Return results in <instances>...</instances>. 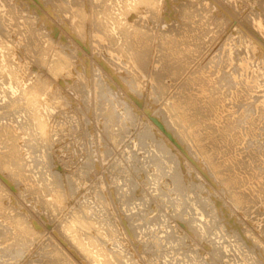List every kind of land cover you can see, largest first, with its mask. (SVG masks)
<instances>
[{
    "label": "rangeland",
    "instance_id": "1",
    "mask_svg": "<svg viewBox=\"0 0 264 264\" xmlns=\"http://www.w3.org/2000/svg\"><path fill=\"white\" fill-rule=\"evenodd\" d=\"M1 1L4 3V1H6V0H0V2ZM23 1H24V3H22ZM41 1L42 0L38 1L39 4L36 1L34 3V0H26L27 3L25 2V0H17V1L16 0H12V1L8 0V1H6L7 3L6 2L4 3V5L2 4V2L0 3V12L2 11L1 13H3V11H4L5 15H4V13H3V15L7 17V18H5L0 13V16L2 18L4 17V19H2L4 23L3 22L2 23L4 26H6L7 30L10 29L9 33L11 32L10 33L11 39L13 38L12 39L13 43H11V47H12V52L16 58L15 61H17V59H18V62H19V58H20L21 62H19V63H20V65L22 64L21 68L23 69V72H24V69H26V71L28 69H30L29 70L30 72L27 71V73H25L27 75L24 74L25 77L26 76L28 77V75H29L28 73H30V74L32 73L33 74V76L31 75L32 77H34L35 74L39 73L42 75V78L45 81H47L49 84L47 86L48 88L46 89L47 93L45 92L46 95L44 94L45 99H46V101H45V104H46L45 108L46 109H45V111H43L44 107H40L41 109H43V110H41V109L40 110H41V112H45V113L47 112L48 113L47 119L50 118V119H48L49 120L48 122L50 123V121H51V123H52V125H51V123H50V125H51L52 131L53 130L54 131L52 134L50 133V136H51L50 142H52L53 144L55 143V145L50 143L48 145V149L50 148L53 152H51V150L48 151L47 149L44 150L43 148H45V147L42 146V149L40 147L39 150H35V151L32 150L33 152L31 151L32 153L30 154L31 156H29V157H28V155H22L20 157L21 163L26 164V166L24 165L26 167V168L24 167V170H23L24 173L23 172L22 173L24 175H27V177H30L31 179H32V177H34V178L40 177L41 173H42L41 171H43L42 165L40 164V161H41V159L44 160L42 158L41 154H42L43 150L45 151V153L49 152L48 154H51V156L53 155L52 156L53 159L50 163L52 166V169L54 171L59 172L60 174L66 172L70 181L72 183L74 182L76 184L77 191H78V192H76V196H77V194H78V196H80V197L77 196L78 199L81 198L80 199L81 201H85V199L88 197V199L86 201L89 202V204L91 203L93 206H95V207L92 206L94 208V209H92L93 212H91L92 210L90 211V209H89V211L91 213H93V214H91L92 215L91 219L93 222L94 230L96 231V233H100L101 237L105 240V242H104L105 244L102 243V245H99L100 247H102L101 248L102 250L100 251L102 253V256L97 250H96V252L94 250V249L99 250V246L96 245L93 247L92 246L88 247V245H87L88 240L86 237H85L86 238V240H85L84 232H83V236H82V231H79L77 236H81V237H77L76 236V233H77L76 230H74V231L68 230L70 235L75 234L74 236L77 237L76 238L72 235V237L76 238L75 241L81 240L82 243L84 242V246H83L84 248L87 247L86 249L88 250L91 247V249L94 250V252L92 250L93 253L91 252V254H89L91 256L88 255V259H96V257L102 258V257H104L105 254H106L105 256H107V253L109 254L108 257H110V255H111L110 251H115V252L121 253L125 256V258H124L125 264L128 262L126 260L130 257V254H131V250L129 248L133 245H134L133 248H135L136 243L131 242L133 245L130 246L129 243H127V241L123 238V236L118 235V232L120 231L118 228L119 227L118 225L120 224V220H121L120 217L122 218L124 216L123 219H125V222L128 225L130 224L129 225L130 228H133V230L132 229L131 230L134 231L133 234H134L137 242H140L142 240L144 243L150 242V244L152 243L154 245V243L157 241V238H158V240L159 239L162 240V241L159 240L160 245H161V243H163L161 245L162 248L159 247L160 248L159 250L162 251L164 248V250H163L164 252L163 251L162 252L157 251V253H155V256H154V254L153 255L151 254V256H154V258H152L150 256V254L143 255V258H141V259L144 262V264L149 263L148 259H150L149 264H156V263L157 264H168V263L169 264H187L186 260L189 258V256L191 257V255L194 254L193 252L196 251V247L193 245L191 240L187 239L186 235L184 234L185 232L183 233L182 228L178 224L174 223L175 220L173 218H169L174 213V210H173L174 206H173L172 201L177 199L179 197V195L177 193H175L174 191H172L173 188H170L171 189L170 190L169 187H166L169 189V190H167L162 184L163 180L162 179L159 180L160 178H158L157 177L158 175L156 174V173L159 174L161 171L162 172L163 171H167V172L170 171L169 167H166L169 165V164L167 165V161H166L168 155L163 154L164 152L161 151V149L159 148V146L161 144V142H160L161 139L158 137V135L154 136L156 138L151 137L152 141L155 143L153 145H151L153 142L151 140L150 141L148 140L151 138H145L146 140L144 139V141L146 142L144 144V146L148 145V143L150 142L148 147L146 146V148H145L143 146L145 148V150L142 147V145H143L142 142L140 144H138L139 141H138V143H136L135 140L134 141L132 140V135H133V132L136 131L135 132L136 135L134 134V136H133V138L135 139L136 136L141 134L143 130H144V132L147 131L145 129H148V132L149 131L154 132V127L152 128V126H151V129L149 128L150 127L149 126L150 121L147 119V114L148 115L151 114L152 116H154L153 110L155 112L158 110V112H156V113H159L161 110L162 113L165 112L164 116H167V115L169 116L170 112H172V111H170L172 107H176L178 109V113L180 111H183V109H182L183 105L178 104L181 108L179 106H177L176 103L178 101H176V100H179V103H180L182 101H185L186 99H187L186 102H191L190 100H192V99L194 100L195 98H199V99L202 98V99H200V100H202V101H200L202 104L200 103V105H199L201 107V111H202V108L210 107L209 105L213 102V104H211V106L212 105L213 106L210 107L208 109V111L206 112L207 113L206 118H208L209 121H212L213 118H215L216 120H214V122L216 121V123L218 122L217 124H220V125H222L223 121L226 120V121H224V124L225 125L228 124V133L231 135H233L232 132H234L236 128H237L236 131L239 133L240 132V131H238L239 127L241 130L240 133L244 134L245 131H247L246 125H248L246 122H244V121H246L244 117L246 116L247 111L248 110L250 111V109H252L251 111H254L255 109L259 110V111L255 110L254 112L250 111V113L248 111V113H249V115L251 113L254 114V115L251 114L252 116H250V117H255V114L257 117L259 116L260 118L262 116L260 121H258L260 118L256 121V124H257L256 126L258 127L260 125L258 128L261 127L260 129H262V132H261V130L259 132V134L261 133L260 136L262 135V138L259 136H258L259 138L257 137L258 139L255 138L257 140H255L253 138L252 139L254 142L253 145H252L253 142L251 141V139L249 137L247 140V136H246V139L242 138L244 140H241V141L245 144L249 143L250 147L254 146L252 148V150L254 148L256 150L259 149V151H260V149L261 150L264 149V147H263L264 142H262V141H264V138H263L264 137L263 136V134H264V122L260 123L261 121H264V117L262 115L263 114L262 112H264V111L261 112V110H260V109L264 110V107H263L264 105H262V103L264 104V35H263L264 29H260L259 27H257L255 25V23L260 21V20L263 21V23L262 22L261 23L264 24V0H155V1L152 0V2L154 1V4L153 3L150 4L152 7H150V5H147V6L142 5V4L138 5L137 11L136 10L132 11V13L128 16L127 15L126 16H120V14H121V12L123 13L125 11V10H123V8L125 7L124 5L130 4V2L132 3V0H101V4H100V0H62L61 2L64 3V5L61 4V2L59 0H49V1L46 0V2H44L45 1L44 0L43 3ZM8 2H10V3H8ZM16 2H18V3L16 4ZM57 2L60 3L61 5L58 4ZM6 4H7L8 8H7ZM97 4H98V6H97ZM9 5H10V7H9ZM35 5H37V7ZM104 5H105V8L107 10L103 11ZM11 6L13 8H11ZM48 8H49V11H48ZM59 8H60V11H59ZM68 8H70V10ZM23 9H24L25 13L23 12ZM43 9H45V10H43ZM117 9H119V10H117ZM134 9H136V8L134 7L131 10H134ZM63 10H64V13H63ZM66 10H67V12H65ZM73 10L75 12H73ZM82 10H83V12H82ZM90 10L96 11V12H94V15H92V17H90L91 16ZM100 10L105 12V13L107 11H109V13L106 15L107 17H105L104 15H101L99 13L97 14V12ZM16 12H18V13H16ZM21 12H23V13L21 14ZM182 12H184V13L182 14ZM46 13H48V14H46ZM79 13H80V15H79ZM111 13H112V15H113V13L115 14L114 18H116L117 15L120 18L124 17L125 19H122L123 20L122 23H124L125 26H124V24L123 25L120 24L119 28H117L116 30H114V29L112 30L111 28L115 25L114 24L115 21H114V19L109 18V17H111L110 16ZM20 14H21V16L25 15L24 16L25 18H23V16L22 17L20 16L17 19V17ZM50 14H53V15H50ZM74 14L77 15V18L75 17L76 15H74ZM82 14H83V17L85 15V17L83 19H82ZM89 14H90V16H89ZM185 14L188 17H185L186 16ZM9 15H11V16H9ZM41 15H42V17H41ZM27 17H28V20L30 18L29 21L27 20ZM34 17H36V18H34ZM40 18H41V21H40ZM90 18H91V21H90L91 24L89 23ZM7 19H8V23H10L8 26H7L8 23L5 24V22H7ZM33 20L35 21L34 23H32ZM111 20H113L114 22ZM79 21H80V26L76 25L77 23H79ZM12 22H14V23L12 24ZM17 22H18L19 27H18V25H16ZM28 22H29V24H28ZM75 22H77V23H75ZM81 22H82V24H81ZM92 22H94L95 24ZM104 24H106V25H104ZM142 24H143V26H142ZM26 25H28V26H26ZM29 25H32L33 27L32 26L31 27L33 29L31 27H29ZM81 25H83L84 28ZM76 26H79V28H77ZM96 26H98V27H96ZM134 26H135V28H134ZM171 26H173V28H170L173 30V32L170 30L171 32L170 31L169 32L171 34L170 33L167 34V32L165 30H167ZM7 27H9V28H7ZM25 27H26V33H25ZM27 27L29 29H31V31L29 29H27ZM86 28H87V30H86ZM133 28L136 29V31L140 30L141 32L138 31L136 34V31ZM137 28H138V30H137ZM20 29L23 30L24 32L21 31ZM78 29L81 31V33ZM132 29L135 31V34H134V31ZM27 30H29L30 32ZM32 30L36 31L33 34L36 42L35 41L32 42V40H31V39L34 40V38H32L33 37L32 34H31L33 32ZM39 30H40V33H39ZM129 30H130V32H129ZM75 31H78L79 33L76 34ZM142 31H144V32H142ZM183 31H185V32H183ZM47 32H49V33H47ZM51 32H52V34H51ZM163 32H165V33H163ZM36 33L38 34L39 39H37L38 37H37ZM127 33H128V35H127ZM195 33H197V34H195ZM12 34H14V35H12ZM129 34H131V35H129ZM179 34H180V36H179ZM192 34H193V36H192ZM109 35H110V37H108ZM132 35H134V36H132ZM135 35H137V36L139 35L141 41L138 40L139 36L138 37L136 36L137 37V40H136ZM142 35L143 36L146 35V36H144L145 38ZM115 37L118 38V40H116ZM181 37H182V39H181ZM40 38L42 40H40ZM134 38H135V43H134L135 47L131 43V42H133ZM160 38H161V40H159ZM121 39L122 40L125 39L124 42ZM136 41H139V42L137 43ZM27 42H29V43H27ZM167 42L168 43L171 42V43H169L167 45ZM32 43H34V46L32 45ZM36 43L39 46L38 45L35 46ZM123 43H125V44H123ZM128 43H130L131 45ZM27 44L32 45L31 48H30V46H27ZM59 44H60V46L61 45L63 46L64 50H65V48L68 49V47H69V49H73V50L77 49V50H75L76 52H74L76 54V56H75V54L73 56L74 61L71 60V62L72 63L74 62V64H72L70 62V65H68V68L69 67L70 68L65 69V71H67V72L64 71L61 78L56 77L53 73L48 71L47 70L48 68L44 67V65L42 66V64L40 62L41 60H44V59H49V60L52 59L53 60L54 58H56L55 53H56L57 46H59ZM163 44H166V45H163ZM182 44H184V45H182ZM128 45H130V46H128ZM118 47H119V49H118ZM127 47H128V49H127ZM185 47H187V48H185ZM196 48H197V50H196ZM69 49H68V51H69ZM169 49H171V50H169ZM170 51L172 53H174V52L175 53L172 55ZM42 52H45V55H44V53L42 54ZM127 53L129 54V56H127L128 55ZM41 54L43 55V57H41L42 56ZM138 54H140V55H138ZM40 57L42 58L41 60H40ZM37 58H39V59H37ZM197 58H198V61H196ZM138 60H140V62ZM133 61L135 62V64H133L134 63ZM39 62H40V64H39ZM168 62H170V63H168ZM139 63H141V64H139ZM142 63H143V65H142ZM168 64H169V66H168ZM27 66H28V69H27ZM136 66H138V67H136ZM139 66H140V68H139ZM158 68H159V70H158ZM163 69H164V71H163ZM136 70L139 72V74ZM133 72L134 73L136 72V74L138 75L137 78L139 77L138 80H139L140 86H139V89H137V90H138V93L140 95L137 93V94H135L136 96L138 95L137 97L134 95L130 98V100H131L130 104L132 101L135 104H133V102L131 104L133 108H132L131 114L130 115L128 114L129 117L126 114L127 118L124 119L123 117H126V116H124L125 114L124 113L122 115H121V113L119 114L120 115V116H118V119L120 117L119 123H116V125H119V126H116V125L112 126L113 124L111 125L110 122H108V125L110 124V126L114 127V130H112V128L109 126L110 128L108 127V130L112 133V135L116 136V138H115V136H113L114 137L113 141L112 140L108 141L104 137V134H105L104 132H106V131H104V129L106 127L105 128L103 127L104 125L107 124L106 123L107 120H105L106 117H104L105 116L104 113H105V111H107L106 109H108V107H109L108 104L111 103V97L108 96L109 92L107 93V91L112 90V88L114 86V87H116L115 90L117 89L115 91V94H117L118 96L121 95V96H119L120 97L119 99H123L122 97L126 96L125 95L126 93L128 94V92H127L128 89H126V87H124L125 83L123 84L122 82L124 81L128 84L127 81H129L130 78L132 79L133 76L134 77L136 76V74L134 75ZM141 74H142V76H141ZM176 74H178V75H176ZM129 75H130V78H129ZM153 76L155 79L156 78L162 79L161 84L165 86V89H166L165 91L163 89H161L156 82L151 81V78ZM174 76H175V78H174ZM176 76H178V77H176ZM48 77L49 78L51 77V78L49 79ZM52 77L56 78L57 80L52 78ZM119 78L121 80L120 81L121 84H119L117 82V79H119ZM82 79H83V81H82ZM242 81H243V84L246 82V84L244 86L249 85V87H252L250 90L247 86V88H248L247 90L250 94L251 93L253 94V95L251 94L253 97L249 96V98L251 97L250 100L248 98H242V100H241L244 103L247 100V102H248V103L246 102L247 105H246V103H245V105L243 104V102L241 103L239 101L241 98H236L237 97L236 93H234L235 88L237 86H239L240 85L239 83ZM236 84H237V86H236ZM167 85H168V87H166ZM107 87L110 88V90L107 89ZM121 88H125V89H121ZM104 89H105V91H104ZM199 89H202V91H200ZM245 89H246V87H245ZM121 90H122V92H121ZM123 90H125L126 92ZM214 90H217V91H214ZM155 91L156 92L157 91L162 92L163 95H161V93H160V95H158L159 93L157 92L158 93L157 94V93H155ZM214 92H216V93H214ZM105 93H107V94H105ZM118 93H120V94H118ZM195 93H196V95H195ZM197 93H198V95H197ZM222 94H224V95H222ZM169 95L172 97L171 99L167 98V97H170ZM173 95H174V97H173ZM163 96L165 99L163 98ZM190 96L192 97V99ZM222 96L225 98H222ZM135 98H137V99H135ZM235 98H236V100H235ZM124 99H125V97H124ZM251 99H252V102H251ZM207 100H208V102L210 100V102H209L210 104L207 102ZM211 100H212V102H211ZM173 101L175 103H173ZM222 101L224 102V104ZM238 102H240L243 105V107ZM257 103H258V105H257V107H255ZM260 103H261V106L259 105ZM170 104H172L173 106L171 105L169 107ZM166 105H168V106H166ZM249 105H250V107H249ZM149 106H150V108H149ZM136 107H137V110L135 109ZM245 107L246 108L248 107L247 108L248 110L246 109V111L244 112L245 116H242L244 114L243 110H245L244 109ZM251 107H253V108H251ZM151 108H152V110H151ZM109 109L112 110L111 108H109ZM168 109H169V112L167 114L166 112L168 111ZM215 109L218 111H216ZM231 111L235 112L236 117H235L234 113L231 114L232 113ZM155 112H154V114H155ZM240 113H242V115ZM258 113H259V115H258ZM132 114H134V115H133V118L130 120L129 118H131ZM172 114H174V113H172ZM226 114H227V119L225 118ZM228 114H229V117H228ZM260 114H261V116H260ZM15 115H17V117H16L17 121L20 120L18 118V114H15ZM15 115L11 116V117L15 119ZM223 115H224V117H223ZM232 115H233V117H232ZM237 115H239V116L237 117ZM249 115H247V116H249ZM240 117H241V119H243V121L239 120ZM206 118H203V119H206ZM232 118H234V120ZM127 119L129 121L126 124ZM120 120H121V122H120ZM177 120L178 119L174 116H173V118H168L167 126H169V125H171V126L165 128V125H163V127L167 130L169 129V131H170V129L172 131L174 129L175 136L176 137L178 136L177 138L179 140L181 139L183 141V142L181 141L183 143V146H186L187 149L188 148L190 150L192 149L190 151V155H191L192 159L196 162L200 161L202 166L205 165L206 167L203 166V168L204 167L206 168V169L204 168V171L206 170L205 172L207 173V174H205V172L203 171V174L201 175V174H198L196 172L189 170L190 174L188 175V179L185 182H189V183H190V181L194 182L195 179H198L199 176L201 175L200 177H203V178H200L203 181V182L201 181V183H204V181L207 180L204 178H206V176L208 175L210 178L207 177L208 178L207 181L209 183L211 182L212 184L214 182V184H215L216 180H214L215 179L214 178L215 175L213 173L214 170L211 168L213 166V165L211 166L212 160L210 162L209 159L207 160L205 158H202L201 155H200L201 158L198 156L199 151L197 148H195V147H197L195 145L196 141H195V144L193 143L194 136L190 132L191 135L193 136V138H192V136L190 137L188 134L189 132L187 131V129L189 127L181 124L184 126V130H182L181 125H180V123H178ZM190 120L192 121L194 119H190ZM4 121H6V119H4ZM103 121H104V123H103ZM122 121L125 124L122 123ZM194 121H196V120H194ZM227 121H228V123H227ZM230 121L233 122L234 125H233V123H229ZM234 121H236L237 123H238V121H239V123L242 122L243 127L240 126V124L235 125L236 122H234ZM120 123H122V124H120ZM142 123H144L145 126ZM231 124L233 126L230 127ZM121 125H123V126H121ZM134 126L136 127V130H135ZM177 126H178V128H177ZM234 126H237V127H234ZM244 126H245V128H244ZM118 127L120 128L119 130H118ZM137 127L139 128V130ZM186 127H187V129H185ZM229 127L231 128L230 131H229ZM232 127H234L235 129H232ZM244 129H245V131H244ZM120 130H122V131H120ZM137 130L139 131V133ZM231 130H234V131H231ZM101 131H102V133H100ZM118 131H120V132H118ZM190 131H191V129H190ZM243 131H244V133H243ZM121 132L123 133V136H122ZM234 134H235V132H234ZM117 135L121 136V137H118ZM113 137H112V139H113ZM189 137H190V139H188ZM54 139H55V141H54ZM91 139H93V140L90 142ZM248 141H251L252 143L248 142ZM84 142L87 145L84 144ZM95 142H96V145H95ZM107 142L108 143L111 142V143L108 144ZM242 142L239 143L240 148H243V149L245 148V150H247V149L251 150V148L246 149V147H248V146H246L245 144H242ZM259 142H262V144L258 145ZM115 143H116V146L114 145ZM132 143L134 146L132 145ZM255 143H257V144H255ZM51 144L53 145V147ZM135 144H137V145H135ZM184 144H186V145H184ZM1 145H3V143L0 142V146ZM50 145H51V147H50ZM112 145H113V148H112ZM156 145L157 146L159 145V146L157 147ZM255 145L258 148H256ZM155 146L158 149L157 152H159V149H160V152L158 153V155H157V152L155 150L156 149ZM259 146L261 148H259ZM126 147H127V149H126ZM139 147H140V149H138ZM131 149L133 150L134 158H136V156H137L136 159L133 158V155L131 156V153H132ZM153 149L156 152V153L154 152L155 154L154 153L153 154L156 155L158 157V159H159V157L162 158L161 156H163L162 159H159V162L165 161V163H166V164L164 162L159 163V166L161 165L162 169L160 167H158L157 165H155V167H153L154 166L153 160H151V162L153 161V163H152L153 165L150 163L151 157L152 158L156 157L151 153V151L153 152ZM39 151H41V153H39ZM35 152H36V155H35ZM84 152H85V154H84ZM109 152H111V153H109ZM138 152H140V153H138ZM161 152H163V153L161 154ZM26 153H27V151H26ZM52 153H55V154H52ZM123 153H125V154H123ZM38 154H40V155H38ZM88 154H92V155L94 154V158L95 159L98 158L97 159L98 162L101 163V161H102L103 163H101L102 165L100 164L98 167L93 166L87 175L85 173H83L84 174L83 175L82 171H79L77 169V166L79 168L80 167L79 165L83 164L82 161L86 160L85 158L87 157ZM95 154L97 155V157H95L96 156ZM149 154H150V156H149ZM127 155H130V156H127ZM166 155H167V157H165ZM36 156H37L38 160L40 159L39 162L35 158ZM195 156H196V159H194ZM31 157H32V159H31ZM119 157H120L121 161L119 160ZM138 157H139V159H138ZM147 157H149V158H147ZM218 157L220 159L225 158L222 150L218 154ZM121 158H123V159H121ZM197 158H199V159H197ZM99 160H101V161H99ZM116 160H117V166L115 164ZM122 160L123 161L126 160V162L124 161V163H123ZM27 161H28V163H26ZM206 161L210 162V163L208 162L210 164V166ZM112 162H114V163H112ZM118 163H120L121 165H119ZM131 163L133 165V168H131L132 167ZM163 163H164V165H163ZM28 164H29V166H28ZM34 164H36V166ZM150 164H151V166H150ZM111 165H115L118 170H119V166H120V169H122V168L123 169L120 171H117V169H116V171H115L114 166L110 167ZM9 166L12 168V169L10 168L11 170H13V171L15 170V172L16 171L18 172V168L12 167V165H9ZM129 166H131V167L129 168ZM134 167L136 169H134ZM110 168H111V170H110ZM137 168L139 169V171L137 170ZM143 168L145 170H143ZM25 169H27V170H25ZM30 169L32 170V172ZM75 169H76V171L78 170V173H76ZM207 169L210 171V173L207 171ZM259 169H260V171H258ZM259 169H256V171L260 173L261 169H263V168H259ZM94 170L98 171V172L95 173ZM91 171H92V173H91ZM74 172H75V175H74ZM145 173L148 175H146ZM194 173H196V174H194ZM128 174L129 175L131 174V175L129 176ZM78 175H81V176L79 177ZM154 177H155V179H154ZM253 177H258V175L256 176L255 174H253ZM190 178L192 180H190ZM200 179H198V181L196 180L199 184L197 182H194V183L191 182L192 185L189 184V189L186 188L181 193V194L185 195L186 191H187L188 197H187V195H185L186 196V199L184 197L185 201L187 200V198H189V196H190V198L194 196L193 200L189 198L191 203L188 202L189 200L186 201L189 203V205L191 206L192 209L187 208V210H186V216L187 217L186 216L185 217L188 218L189 217L188 214H189L190 216L193 217L192 219L194 220V216H195V218L197 220V222H193V224H195V225H198L200 223L199 220L203 221L204 223L207 222V224L209 226L214 225L211 228L212 229L211 233H210L211 236L206 237V239L209 238L207 240L212 241L211 242L212 243L211 249H213V247L218 248V251H219L218 253L219 254L222 253V255L220 254L222 257L220 255L217 256V257H219V256L221 257V258H219V261L222 259L220 261V264H225L228 261H229L228 264L229 263L230 264H246V262H245L246 260L244 258L247 257L246 259H248L247 255H249V259L251 261H252V259H255V258L256 259L258 258L257 260H261L262 255L264 254V247H263L264 246V229H263V227H264V203H263L264 202V196L259 195L258 196L259 198L257 197L253 203L252 202L245 203V204L239 203V205L240 204L242 205V206L240 205L241 208L238 204L236 205V209L238 208L241 211H243V212H241L240 210L237 209L241 215L240 216V219L242 220L241 228L245 229V227H247L248 230L250 231V234H251V232H253L250 235V238L246 234V237L249 238L247 240V238L244 236V234H241L244 231L241 230L239 225L236 224L237 227L235 226V224L231 225L230 219H232L233 216L230 212H228L229 214L223 215L221 217L215 216L213 214V212L211 211V208L214 207V205L210 204V203H212V201L210 199H208V197L205 198L204 195L205 196H207V195L205 193H203V191L200 190L201 189L200 186L202 185V184H200ZM247 179H245V181L243 180L244 182L239 181L240 183H238L235 188L229 187V189H232V191L233 190H242V191L244 190L245 191L246 188L249 186L251 187V189H255V188H253V186H255V185H253L251 179L250 180H249V178H247ZM77 180H78V182H75ZM6 181L8 182L9 180L4 181L5 185H6ZM93 181L97 184L98 187L96 186V184ZM132 181H133V183H132ZM250 181H251V183H250ZM208 182L205 181V183H208ZM195 183H197V185ZM134 184H136V186ZM194 184H195V187L190 188V186H194ZM7 185L10 186L9 187L10 190L13 188L9 182ZM8 186H7V188H8ZM78 186H80V187H78ZM81 186H83V187H81ZM155 187H156V190H155ZM159 187H161L162 190ZM198 187L200 189H198ZM158 188H159V192H158ZM251 189H248L246 191H249ZM80 190H81V192H83V194L80 192ZM84 190H86V191H84ZM199 190H200V192H199ZM11 191H14V189H12ZM102 191H104V192L102 193ZM112 191H113V193H112ZM169 191H170V193H169ZM190 191H192V192H190ZM95 192L100 194L102 196V198L100 199L98 197V200H97L96 199L97 196H96ZM173 192L176 195L173 194ZM184 192H185V194H184ZM194 192H196V193L193 194ZM21 193L22 192H20L19 194H21ZM24 193L25 194H23V195L21 194V196H20L21 198H24L21 200H23V203L29 205V203H27L29 199H25V197L26 196L28 197L29 195L26 192H24ZM85 193H87L86 196H85ZM190 193H192V194H190ZM0 194H1V192H0ZM115 195H116V197H115ZM138 195H139V197H138ZM171 195H173V196H171ZM177 195H178V197H177ZM30 196H32V195H30ZM202 196L204 197L206 202H205V200L204 201L202 200ZM92 197H93V199H92ZM170 197H172V198L169 199ZM173 197L175 199H173ZM198 198H200L202 205L200 204V202H197L199 200ZM104 199H105V201H104ZM207 199L210 201V203H209V201L207 202ZM259 199H261V200L258 201ZM124 200H126V201H124ZM195 200L197 203L200 204V205L198 204L199 207L203 206L202 207L203 209H201L202 211L206 210V211H204V212H207V215L205 213L206 217L202 218L200 216V214H198L200 211H197L195 209V205L192 206V203ZM108 201L110 202V204L108 203ZM261 201H263V202L261 203ZM203 202L206 204L208 203L207 205H209V206L206 205L207 208L209 207L208 211H207L206 206L204 209L205 204ZM262 204H263V206H262ZM103 205H105V206H103ZM210 205H211V208H210ZM108 206H109V208H108ZM100 207H101V209H100ZM104 207H105V209H104ZM135 207H137V208H135ZM259 207H262V208H259ZM118 208L120 210H118ZM129 208L130 209L132 208V209L130 210ZM167 208H169V209H167ZM143 209H145L147 211L145 212V210H143ZM170 209H172V210H170ZM234 209H235V207H234ZM243 209H245V210H243ZM212 210H213V208H212ZM246 210H247V213H246ZM123 211H125V212H123ZM133 211H134V213H133ZM193 212L195 215L193 214ZM210 212H212V213L210 214ZM98 213H99V215H98ZM158 213L160 216V220L158 221V224H157V222L153 223V224L150 223V220H148V219H150V218L152 219V215L157 217ZM102 214H104V215H102ZM126 214H128V215H126ZM106 215H107V217H105ZM209 215L210 216L213 215L215 218L210 217ZM109 216L111 218H109ZM148 216H150V217H148ZM154 216H153V218H154ZM225 216L227 217V219ZM58 217H60V215ZM198 217H199V220L197 219ZM223 217H225V218H223ZM241 217H243V218H241ZM209 218H210V220H209ZM216 218H217V220H215ZM219 218H220L221 223L224 225L223 227H222V225L220 226V222L218 221ZM111 219H114L113 220L114 223ZM189 219H191V218L189 217ZM144 220H145V222H144ZM2 221L5 222V220H3L2 217H0V223ZM105 221L106 222L108 221V222L106 223ZM198 221H199V223H198ZM217 221L219 223H217ZM4 222H2L1 226H3ZM109 222H110L111 226H113L114 228H118L117 229L118 231H116V229L110 230L111 232L108 231V234H110V235L106 236L105 235L106 229L108 227L110 228ZM136 222H138V224ZM212 222H213V224H212ZM243 222H245V223H243ZM64 223L65 222H63V223L61 222L62 225H64ZM168 223H170V226ZM4 224H6V222ZM145 225H146V227H145ZM175 225H176V227H175ZM234 228L236 230H232ZM48 230L49 231L46 230L47 232H45L43 235L38 236L37 237L38 240H37V238L34 239L36 241H33L34 243L31 242V244H30L31 246L29 248L26 247V250H24V253H27V251H28V253L26 255H30V258L28 256L27 259H31V257H32L31 254L36 252L35 247L38 251V250H40V246L43 243H44L43 247H41V248L44 251L46 250L45 249L46 245H48L51 242L52 238H51L50 233L52 232L53 229L51 230V227H49ZM139 230H140V232H139ZM213 230H214V232H213ZM54 231L55 230H53V232ZM178 231H179V233H178ZM238 231L241 235L238 234ZM71 232H73V233H71ZM112 232H114V233H112ZM160 232H161V234H160ZM115 233H116V235L112 236ZM246 233H249V232H246ZM55 234H56V236H58L56 231H55ZM119 234H121V233H119ZM237 234H238V238L236 237ZM48 235H50V236L48 237ZM145 235H147V236H145ZM168 235H171V238L169 237V238L165 239L166 237H168ZM172 235L174 236L175 240L173 239ZM230 235L232 237H230ZM117 236H120V238H118ZM208 236H209V234H208ZM233 236L236 237L235 240H234ZM239 236H241V237H239ZM251 236H254V237H251ZM43 237H46V238H43ZM47 237L51 238L50 241ZM163 237H164V239H163ZM260 237H262L263 239ZM30 238H33V236ZM79 238H81V239H79ZM115 238L117 239V241ZM225 238L227 240L228 239H230V240L227 241V240H225ZM242 238H243V240H242ZM259 238L261 241H258ZM41 239H43V240L45 239V241L46 240L47 241L46 242L45 241L40 242ZM83 239H84V241H83ZM212 239L215 241L213 242ZM253 239L256 242L255 241L253 242ZM166 240H168V241H166ZM170 240H171V242H170ZM172 240H174L175 246H173ZM223 240H225L226 242ZM152 241H154V242H152ZM37 242H39V243H37ZM250 242L251 243L253 242L256 246H254L253 243L251 244ZM106 243L107 244L109 243L108 244L109 246ZM165 244L167 246L172 244L173 247L172 246L167 247ZM228 244H230V245H228ZM63 245H65V244H63ZM33 246H34V248H33ZM38 246H39V249H38ZM31 247L35 251L32 250ZM65 247L67 249H69L67 247V245L64 246V248ZM103 247L105 249H103ZM1 249H2V245L0 244V253H1L0 257L2 256L0 258V264H8V263L13 264V262H14V264L21 263L20 260L23 259V257L17 256V257H20V258H17L16 256H13V255H3V251ZM106 250H109V251H106ZM188 250L190 253L188 252ZM235 250H237L238 252ZM172 251H173V253H172ZM246 251H248V252H246ZM167 252H169V253H167ZM186 252H188L189 256ZM29 253H31V254H29ZM94 254H95V256H93ZM99 254H100V256H99ZM186 254H187V256H186ZM157 255H158V257L156 258ZM180 255H181V257H180ZM195 255H198V257L196 259H198V258L199 259L196 262H199V264L201 262L204 264V263H206L205 261H208L207 264H211V261H209L210 259L212 260V264H214V261L212 259L214 256H212L209 253L198 252V254H197L195 252ZM149 256L152 259L149 258ZM240 256H242L241 259H240ZM251 256L252 257L254 256L255 258L254 257L252 258ZM7 257H13V258H11V259L9 258V259L5 260V258H7ZM33 257H35V256H33ZM183 257H185L186 259L185 258L183 259ZM203 257H205L206 260H204ZM163 258H164V260H163ZM165 258H167V259H165ZM242 258H243V260H242ZM189 259H191V258H189ZM214 259H216V258L214 257ZM152 260H154V261L152 262ZM155 260H156V262H155ZM166 260H168V261L166 262ZM11 261H12V263H11ZM170 261L171 262L173 261V262L171 263ZM196 262H194V263L198 264ZM128 264H129V262H128Z\"/></svg>",
    "mask_w": 264,
    "mask_h": 264
},
{
    "label": "bare ground",
    "instance_id": "2",
    "mask_svg": "<svg viewBox=\"0 0 264 264\" xmlns=\"http://www.w3.org/2000/svg\"><path fill=\"white\" fill-rule=\"evenodd\" d=\"M6 1H8V0H6ZM6 1H4V3L6 2ZM12 1V0H11ZM17 1V0H16ZM35 1L36 2H38L39 0H34V3H35ZM43 1L44 0H42L41 2L43 3ZM49 1V0H48ZM47 1V2H48ZM60 2L62 1V0H59ZM155 1V0H154ZM154 1L152 2V0H132V3L130 2V4H126V5H124L125 7L123 8V10H125L123 13L121 12V14H120V16H128V15H130L131 13H132V11H137V8H138V5H150L151 3H153L154 4ZM2 2V1H1ZM0 2V3H1ZM15 2V1H14ZM25 2H26V0H25ZM30 2V1H29ZM40 2V3H41ZM44 2H46V0L44 1ZM4 3L2 2V4L4 5ZM7 3V2H6ZM8 3H10V2H8ZM18 2H16V4H17ZM22 3H24V1L22 2ZM27 3V2H26ZM50 3V2H49ZM58 3V2H57ZM68 3V2H67ZM1 4V5H2ZM38 4H39V2H38ZM56 4V3H55ZM58 4H60V3H58ZM61 4H63L64 5V3H62L61 2ZM60 4V5H61ZM78 4V3H77ZM100 4H101V0H100ZM2 5V6H3ZM68 5V4H67ZM1 6V7H2ZM6 6H7V4H6ZM13 6V5H12ZM11 6V8H13ZM36 7H37V5H35ZM50 6V5H49ZM58 6V5H57ZM78 6V5H77ZM97 6H98V4H97ZM103 6V5H102ZM107 6V5H106ZM137 6V7H136ZM145 6V7H146ZM9 7H10V5H9ZM21 7V6H20ZM47 7V6H46ZM56 7V6H55ZM136 8V9H134V10H131V9H133V8ZM150 7H152L151 5H150ZM7 8H8V6H7ZM30 8V7H29ZM50 8V7H49ZM49 8H48V11H49ZM79 8V7H78ZM149 8V7H148ZM2 9V8H1ZM5 9V8H4ZM18 9V8H17ZM27 9V8H26ZM34 9V8H33ZM69 10H70V8H68ZM100 9V8H99ZM111 9V8H110ZM152 9V8H151ZM8 10V9H7ZM29 10V9H28ZM40 10V9H39ZM43 10H45V9H43ZM47 10V9H46ZM62 10V9H61ZM92 10V9H91ZM90 10V11H91ZM104 10H107L106 8H105V5H104V9H103V11ZM112 10V9H111ZM117 10H119V9H117ZM139 10V9H138ZM9 11V10H8ZM20 11V10H19ZM41 11V10H40ZM47 11V12H48ZM59 11H60V8H59ZM89 11V12H90ZM103 11H98L97 12V14L99 13V14H101V15H104L105 17H107L106 15L109 13V11H107L106 13L105 12H103ZM154 11V10H153ZM2 12V11H1ZM0 12V13H1ZM23 12H24V9H23ZM23 12H21V14L23 13ZM52 12V11H51ZM65 12H67V10L65 11ZM73 12H75L74 10H73ZM78 12V11H77ZM82 12H83V10H82ZM88 12V11H87ZM94 12H96V11H91V16H90V14H89V16L90 17H92V15H94ZM114 12V11H113ZM3 13H4V11H3ZM3 13H1V15H3ZM16 13H18V12H16ZM25 13V12H24ZM27 13V12H26ZM29 13V12H28ZM63 13H64V10H63ZM81 13V12H80ZM80 13H79V15H80ZM184 12H182V14H183ZM21 14L17 17V19L21 16ZM46 14H48V13H46ZM69 14V13H68ZM77 14V13H76ZM76 14H74V15H76ZM118 14V13H117ZM4 15H5V13H4ZM3 15V16H4ZM38 15V14H37ZM50 15H53V14H50ZM73 15V14H72ZM88 15V14H87ZM114 13H113V15H112V13H111V17H109V18H112V19H114V21L113 20H111V21H113L114 22V26L111 28L112 30L114 29V30H116L117 28H119V26H120V24H124V23H122V19H125L124 17H122V18H120L118 15H117V17L116 18H114ZM186 15V14H185ZM9 16H11V15H9ZM23 16V15H22ZM21 16V17H22ZM25 16V15H24ZM23 16V18H25ZM34 16V15H33ZM46 16V15H45ZM60 16V15H59ZM64 16V15H63ZM88 16V17H89ZM176 16V15H175ZM183 16V15H182ZM5 18H7L6 16H4ZM4 17L2 18L1 16H0V142L1 143H3V145H1L0 146V192H1V194H0V217H2L3 218V220H5V222H6V224H4L5 222L4 221H2V222H4L3 223V226H1V224H2V222L0 223V244L2 245V251H3V255H13V256H21V257H23V259H21L20 261H21V263H19V264H125V261H124V258H125V256L123 255V254H121V253H118V252H115V251H110V257H108V253H107V256H105L104 254V257H96V259H88V255L89 254H91V252H92V250L93 249H91V247H90V249H86V248H84L83 246H84V242L82 243L81 242V240H78V241H75V239L77 238V237H81V236H77V234H78V232L79 231H82V236H83V232H84V234L86 235H84V238L86 237L87 238V245H88V247L89 246H99V245H102V243H104L105 242V240L101 237V235H100V233H96V231L94 230V227H93V222H92V219H91V214H93V213H91V212H93V210L92 209H94L93 207H95V206H93L91 203V205L89 204V202H87L86 200L88 199V197L85 199V201H81L80 199L81 198H79L78 199V197H80V196H78V194H77V196H76V192H78L77 191V187H76V184L73 182H71L70 181V179H69V177H68V175L66 174V172H64V173H62V174H60L59 172H57V171H54L53 169H52V166H51V161H52V156H51V154H48L49 152H47V153H45V149H47L48 151H50L51 149L49 148L48 149V145L50 144V143H52V142H50V139H51V136H50V133L52 134L53 133V131H52V129H51V125H52V123H51V121H50V123H51V125H50V123L48 122L49 120L48 119H50V118H48L47 119V115H48V113L46 112H41V110H43V109H41L40 107H44V110L43 111H45V101H46V99H45V92H46V89L48 88L47 86L49 85L48 84V82L47 81H45L43 78H42V75L41 74H39V73H37V74H35V76L34 77H32L33 76V74L31 73H28L29 75H28V77L26 76L25 77V75H27V74H25V73H27V71H29L30 69H28V66H27V71H26V69H24V72H23V69L21 68V66H22V64L20 65V63L19 62H21V60H20V58H19V62H18V59H17V61H15L16 60V58H15V56H14V54H13V52H12V47H11V43H13V41H12V39H11V32L9 33V31H10V29L9 30H7L6 29V26H4L3 25V20L2 19H4ZM39 17V16H38ZM41 17H42V15H41ZM65 17V16H64ZM76 18H77V15L75 16ZM84 17H85V15H84ZM83 17V14H82V19L84 18ZM94 17V16H93ZM96 17V16H95ZM142 17V16H141ZM185 17H188L187 15L185 16ZM184 17V18H185ZM13 18V17H12ZM34 18H36V17H34ZM72 18V17H71ZM101 18V17H100ZM33 19V18H32ZM60 19V18H59ZM116 19V20H115ZM131 19V18H130ZM14 20V19H13ZM24 20V19H23ZM27 20H28V17H27ZM29 20H30V18H29ZM28 20V21H29ZM56 20V19H55ZM93 20V19H92ZM96 20V19H95ZM110 20V19H109ZM181 20V19H180ZM184 20V19H183ZM182 20V21H183ZM25 21V20H24ZM40 21H41V18H40ZM86 21V20H85ZM90 21H91V18H90V20H89V23H90ZM97 21V20H96ZM127 21V20H126ZM3 22V23H2ZM20 22V21H19ZM35 21L33 20V22L32 23H34ZM78 22V21H77ZM77 22H75V23H77ZM192 22V21H191ZM263 23V21H258V22H256L255 23V25L257 26V27H259L260 29H264L263 27V25L264 24H262ZM6 23H8V19H7V22H5V24ZM14 22H12V24H13ZM21 23V22H20ZM23 23V22H22ZM31 23V22H30ZM39 23V22H38ZM37 23V24H38ZM54 23V22H53ZM92 23H94V22H92ZM101 23V22H100ZM126 23V22H125ZM130 23V22H129ZM128 23V24H129ZM199 23V22H198ZM10 23H8L7 24V26L9 25ZM24 24V23H23ZM22 24V25H23ZM26 24V23H25ZM28 24H29V22H28ZM81 24H82V22H81ZM86 24V23H85ZM91 24V23H90ZM95 24V23H94ZM141 24V23H140ZM16 25H18V22H17V24ZM21 25V24H20ZM76 25H79L80 26V21H79V23H77ZM97 25V24H96ZM102 25V24H101ZM104 25H106V24H104ZM169 25V24H168ZM181 25V24H180ZM179 25V26H180ZM26 26H28V25H26ZM32 25H29V27H31ZM79 26H76L77 28H79ZM82 27H83V25H81ZM90 26V25H89ZM124 26H125V24H124ZM127 26V25H126ZM142 26H143V24H142ZM166 26V25H165ZM18 27H19V25H18ZM33 27V26H32ZM31 27V28H32ZM75 27V26H74ZM81 27V28H82ZM92 27V26H91ZM94 27V26H93ZM96 27H98V26H96ZM128 27V26H127ZM140 27V26H139ZM161 27V26H160ZM187 27V26H186ZM7 28H9V27H7ZM37 28V27H36ZM65 28V27H64ZM68 28V27H67ZM71 28V27H70ZM84 28V27H83ZM95 28V27H94ZM93 28V29H94ZM134 28H135V26H134ZM133 28V29H134ZM170 28H173V26H171V27H169L167 30H165L166 32H167V34L168 33H170L171 31L173 32V30L172 29H170ZM18 29V28H17ZM27 29H29L28 27H27ZM33 29V28H32ZM40 29V28H39ZM52 29V28H51ZM92 29V28H91ZM97 29V28H96ZM100 29V28H99ZM104 29V28H103ZM124 29V28H123ZM132 29V30H133ZM180 29V28H179ZM200 29V28H199ZM21 30V29H20ZM30 31H31V29H29ZM29 30H27V31H29ZM45 30V29H44ZM62 30V29H61ZM79 30V29H78ZM86 30H87V28H86ZM105 30V29H104ZM103 30V31H104ZM127 30V29H126ZM135 31H136V29H134ZM133 30V31H134ZM137 30H138V28H137ZM171 30V31H170ZM201 30V29H200ZM21 31H23V30H21ZM29 31V32H30ZM33 31V30H32ZM80 31V30H79ZM102 31V30H101ZM121 31V30H120ZM135 31H134V34H135ZM139 32H141L140 30H138ZM138 31H136V34H137V32ZM170 31V32H169ZM13 32V31H12ZM24 32V31H23ZM28 32V33H29ZM36 31H33L31 34H32V36H33V34L35 33ZM43 32V31H42ZM76 32V34L77 33H79L78 31H75ZM98 32V31H97ZM108 32V31H107ZM124 32V31H123ZM129 32H130V30H129ZM142 32H144V31H142ZM183 32H185V31H183ZM197 32V31H196ZM25 33H26V27H25ZM27 33V34H28ZM39 33H40V30H39ZM47 33H49V32H47ZM69 33V32H68ZM80 33H81V31H80ZM89 33V32H88ZM109 33V32H108ZM150 33V32H149ZM163 33H165V32H163ZM200 33V32H199ZM261 33V32H260ZM51 34H52V32H51ZM50 34V35H51ZM65 34V33H64ZM74 34V33H73ZM87 34V33H86ZM101 34V33H100ZM106 34V33H105ZM119 34V33H118ZM132 34V33H131ZM131 34H129V35H131ZM171 34V33H170ZM183 34V33H182ZM195 34H197V33H195ZM194 34V35H195ZM12 35H14V34H12ZM36 35H37V37H38V34L36 33ZM40 35V34H39ZM75 35V34H74ZM98 35V34H97ZM121 35V34H120ZM127 35H128V33H127ZM140 35V34H139ZM138 35V36H139ZM201 35V34H200ZM199 35V36H200ZM263 35H264V32H263ZM31 36V37H32ZM44 36V35H43ZM90 36V35H89ZM107 36V35H106ZM132 36H134V35H132ZM137 35H135V37H136ZM137 36V37H138ZM143 36V35H142ZM141 36V37H142ZM144 36H146V35H144ZM143 36V37H144ZM177 36V35H176ZM175 36V37H176ZM179 36H180V34H179ZM184 36V35H183ZM192 36H193V34H192ZM36 37V38H37ZM91 37V36H90ZM103 37V36H102ZM108 37H110V35L108 36ZM137 37H136V40H137ZM148 37V36H147ZM146 37V38H147ZM172 37V36H171ZM32 38H34V36L32 37ZM74 38V37H73ZM76 38V37H75ZM116 38V37H115ZM121 38V37H120ZM145 38V37H144ZM19 39V38H18ZM31 39V38H30ZM37 39H39V37L37 38ZM90 39V38H89ZM123 39V38H122ZM121 39V40H122ZM143 39V38H142ZM148 39V38H147ZM146 39V40H147ZM171 39V38H170ZM181 39H182V37H181ZM200 39V38H199ZM25 40V39H24ZM32 40V42L33 41H35V38H34V40L33 39H31ZM40 40H42L41 38H40ZM116 40H118V38H116ZM125 40V39H124ZM124 40H122L123 42H124ZM138 40H140V36H139V39ZM159 40H161V38L159 39ZM167 40V39H166ZM186 40V39H185ZM141 41V40H140ZM144 41V40H143ZM163 41V40H162ZM36 42V41H35ZM34 42V43H35ZM39 42V41H38ZM42 42V41H41ZM88 42V41H87ZM86 42V43H87ZM127 42V41H126ZM125 42V43H126ZM137 43L139 42V41H136ZM193 42V41H192ZM27 43H29V42H27ZM34 43H32V45L34 46ZM125 43H123V44H125ZM132 43V45L134 46V43H135V38L133 39V42H131ZM142 43V42H141ZM140 43V44H141ZM165 43V42H164ZM169 43H171V42H169ZM168 42H167V45L169 44ZM173 43V42H172ZM127 44V43H126ZM128 44H130V43H128ZM32 45H29V44H27V46H30V48H31V46ZM38 44L36 43V45L35 46H37ZM56 45V44H55ZM58 45V44H57ZM117 45V44H116ZM131 45V44H130ZM130 45H128V46H130ZM143 45V44H142ZM163 45H166V44H163ZM175 45V44H174ZM182 45H184V44H182ZM187 45V44H186ZM189 45V44H188ZM202 45V44H201ZM39 46V45H38ZM41 46V45H40ZM46 46V45H45ZM162 46V45H161ZM192 46V45H191ZM43 47V46H42ZM47 47V46H46ZM61 47V48H60ZM76 47V46H75ZM135 47V46H134ZM174 47V46H173ZM189 47V46H188ZM205 47V46H204ZM50 48V47H49ZM71 48V47H70ZM185 48H187V47H185ZM55 49V48H54ZM68 49H69V47H68ZM68 49H66L65 48V50H64V48H63V46L61 45L60 46V44H59V46H57V49H56V53H55V55H56V58H54L53 60L51 59V60H49V59H44V60H41L42 58L41 57H43V53H44V55H45V52H42V56L40 57V62H41V64H42V66L44 65V67H47L48 69V71H50L51 73H53L56 77H62V74H63V72L65 71V69L66 68H68V65H70V62H71V60H73V56H74V52H76L75 50H77V49H69V51H68ZM118 49H119V47H118ZM127 49H128V47H127ZM166 49V48H165ZM199 49V48H198ZM17 50V49H16ZM41 50V49H40ZM51 50V49H50ZM141 50V49H140ZM167 50V49H166ZM169 50H171V49H169ZM174 50V49H173ZM185 50V49H184ZM196 50H197V48H196ZM55 51V50H54ZM131 52V51H130ZM135 52V51H134ZM171 52V51H170ZM192 52V51H191ZM195 52V51H194ZM197 52V51H196ZM38 53V52H37ZM49 53V52H48ZM175 53V52H174ZM174 53H172L171 52V54L173 55ZM39 54V53H38ZM128 54V53H127ZM164 54V53H163ZM169 54V53H168ZM183 54V53H182ZM189 54V53H188ZM138 55H140V54H138ZM75 56H76V54H75ZM127 56H129V54L127 55ZM171 56V55H170ZM175 56V55H174ZM177 56V55H176ZM181 56V55H180ZM141 57V56H140ZM188 57V56H187ZM199 57V56H198ZM230 57V56H229ZM145 58V57H144ZM176 58V57H175ZM37 59H39V58H37ZM132 59V58H131ZM130 59V60H131ZM140 59V58H139ZM172 59V58H171ZM190 59V58H189ZM173 60V59H172ZM24 61V60H23ZM74 61V60H73ZM132 61V60H131ZM135 61V60H134ZM133 61V62H134ZM139 62H140V60H138ZM177 61V60H176ZM189 61V60H188ZM191 61V60H190ZM196 61H198V58H197V60ZM40 62H39V64H40ZM142 62V61H141ZM187 62V61H186ZM195 62V61H194ZM19 63V64H18ZM38 63V62H37ZM72 63V62H71ZM168 63H170V62H168ZM197 63V62H196ZM26 64V63H25ZM72 64H74V62L72 63ZM133 64H135V62L133 63ZM139 64H141V63H139ZM142 65H143V63H142ZM24 66V65H23ZM168 66H169V64H168ZM174 66V65H173ZM186 66V65H185ZM188 66V65H187ZM73 67V66H72ZM134 67V66H133ZM136 67H138V66H136ZM135 67V68H136ZM178 67V66H177ZM24 68V67H23ZM39 68V67H38ZM70 68V67H69ZM68 68V69H69ZM139 68H140V66H139ZM67 69V70H68ZM138 69V68H137ZM174 69V68H173ZM206 69V68H205ZM204 69V70H205ZM158 70H159V68H158ZM171 70V69H170ZM192 70V69H191ZM203 70V69H202ZM201 70V71H202ZM26 71V72H25ZM134 71V70H133ZM137 71V70H136ZM140 71V70H139ZM163 71H164V69H163ZM180 71V70H179ZM30 72V71H29ZM65 72H67V71H65ZM124 72V71H123ZM132 72V71H131ZM138 72V71H137ZM176 72V71H175ZM125 73V72H124ZM134 73V72H133ZM142 73V72H141ZM163 73V72H162ZM25 74V75H24ZM128 74V73H127ZM132 74V73H131ZM136 74V72L134 73V75ZM138 74H139V72H138ZM173 74V73H172ZM184 74V73H183ZM190 74V73H189ZM32 75V76H31ZM146 75V74H145ZM158 75V74H157ZM164 75V74H163ZM175 75V74H174ZM176 75H178V74H176ZM180 75V74H179ZM192 75V74H191ZM50 76V75H49ZM137 74H136V76L134 77L133 76V78L131 79L130 78V75H129V81H127L128 82V84L126 83V82H122L123 84L125 83V86L124 87H126V89H128L127 90V92H128V94L126 93L125 95L126 96H124L125 97V99H124V97H122L123 99H119L120 97L119 96H121V95H117V94H115V91L117 90H115V88L116 87H114L113 86V88H112V90H110V88H108L107 87V89H109L110 91H107V93L109 92V94H108V96H110L111 97V103H109L108 105H109V107H108V109H106L107 111H105V116L104 117H106V119L105 120H107L106 121V125H104L103 127L106 129H104V131H106V132H104L105 134H104V137H105V139H107L108 141H110V140H114V137L113 136H115V135H112V133L108 130V127L110 126V124L112 125V126H114V125H116V123H119V119H120V117H119V119H118V116H120L119 114L121 113V115L124 113L125 115L124 116H126V114H127V116L129 117V115L131 114V112H132V102H131V104H130V98L132 97V96H134L135 94H137L138 93V90L137 89H139V86H140V83H139V80H138V78H137ZM141 76H142V74H141ZM187 76V75H186ZM119 77V76H118ZM123 77V76H122ZM162 77V76H161ZM176 77H178V76H176ZM198 77V76H197ZM49 78V77H48ZM47 78V79H48ZM51 78V77H50ZM49 78V79H50ZM52 78H54V77H52ZM125 78V77H124ZM143 78V77H142ZM167 78V77H166ZM174 78H175V76H174ZM181 78V77H180ZM200 78V77H199ZM54 79H56V78H54ZM53 79V80H54ZM64 79V78H63ZM127 79V78H126ZM183 79V78H182ZM186 79V78H185ZM190 79V78H189ZM52 80V79H51ZM57 80V79H56ZM55 80V81H56ZM109 80V79H108ZM82 81H83V79H82ZM111 81V80H110ZM109 81V82H110ZM120 78L119 79H117V82L119 83V84H121L120 83ZM151 81L153 82H156L157 84H158V86L161 88V89H163L164 91L166 90L165 89V86L164 85H162L161 83H162V79H155L154 78V76L151 78ZM165 81V80H164ZM173 81V80H172ZM185 81V80H184ZM190 81V80H189ZM50 82V81H49ZM52 82V81H51ZM58 82V81H57ZM81 82V81H80ZM180 82V81H179ZM197 82V81H196ZM203 82V81H202ZM209 82V81H208ZM211 82V81H210ZM115 83V82H114ZM217 83V82H216ZM127 84V85H126ZM240 85L239 86H237V84H236V88H235V90H234V93H236V98H241L239 101L242 103L243 101H241L242 100V98H248L249 100H250V98H249V96H252L249 92H248V88L251 90V88L252 87H249V85H246V86H244L245 84H246V82L243 84V81L242 82H240L239 83ZM117 85V84H116ZM175 85V84H174ZM194 85V84H193ZM204 85V84H203ZM214 85V84H213ZM173 86V85H172ZM199 86V85H198ZM247 86H248V88H247ZM166 87H168V85L166 86ZM203 87V86H202ZM211 87V86H210ZM245 87H246V89H245ZM80 88V87H79ZM119 88V87H118ZM201 88V87H200ZM234 88V87H233ZM84 89V88H83ZM89 89V88H88ZM106 89V88H105ZM105 89H104V91H105ZM121 89H125V88H121ZM204 89V88H203ZM172 90V89H171ZM200 91H202V89H199ZM198 90V91H199ZM212 90V89H211ZM249 90V91H250ZM123 91H125V90H123ZM140 91V90H139ZM159 91V90H158ZM157 91V92H158ZM163 91V92H164ZM170 91V90H169ZM183 91V90H182ZM185 91V90H184ZM197 91V92H198ZM204 91V90H203ZM206 91V90H205ZM214 91H217V90H214ZM53 92V91H52ZM121 92H122V90H121ZM126 92V91H125ZM156 91H155V93H157ZM178 92V91H177ZM196 92V91H195ZM47 93V92H46ZM107 93H105V94H107ZM142 93V92H141ZM159 93V94H158ZM157 94L158 95H160V93H161V95H163L162 94V92H158ZM169 93V92H168ZM189 93V92H188ZM199 93V92H198ZM198 93H197V95H198ZM203 93V92H202ZM201 93V94H202ZM214 93H216V92H214ZM219 93V92H218ZM45 94V95H44ZM77 94V93H76ZM104 94V93H103ZM118 94H120V93H118ZM122 94V93H121ZM139 94V93H138ZM181 94V93H180ZM55 95V94H54ZM53 95V96H54ZM140 95V94H139ZM145 95V94H144ZM166 95V94H165ZM171 95V94H170ZM169 95V96H170ZM178 95V94H177ZM195 95H196V93H195ZM200 95V94H199ZM222 95H224V94H222ZM136 96V95H135ZM138 96V95H137ZM136 96V97H137ZM156 96V95H155ZM180 96V95H179ZM184 96V95H183ZM193 96V95H192ZM207 96V95H206ZM219 96V95H218ZM226 96V95H225ZM52 97V96H51ZM173 97H174V95H173ZM178 97V96H177ZM191 97V96H190ZM194 97V96H193ZM198 97V96H197ZM200 97V96H199ZM253 97V96H252ZM82 98V97H81ZM107 98V97H106ZM163 98H164V96H163ZM167 98H172L171 96L170 97H167ZM204 98V97H203ZM210 98V97H209ZM213 98V97H212ZM219 98V97H218ZM222 98H225V97H223L222 96ZM221 98V99H222ZM236 98H235V100H236ZM109 99V98H108ZM135 99H137V98H135ZM165 99V98H164ZM185 99V98H184ZM191 99H192V97H191ZM200 99H202V98H200ZM199 98H195L193 101L192 100H190L191 102H186V100L185 101H182V102H180L179 103V100H176V101H178L177 103H176V105L177 106H179L178 104H180V105H183V107H182V109H183V111H180L179 113H178V109L176 108V107H172L171 108V110L170 111H172V112H170V114H169V116L167 115L168 114V112H169V109H168V111L166 112L167 114V116H164V113H162L161 112V110H160V112L159 113H156V112H158V110L155 112L154 110H153V115L154 116H152L151 114H147V119L150 121V124H149V128L151 129V126H152V128L154 127V132H148V129H145V130H147V131H145L144 132V130L142 131V133L141 134H139V135H137L136 136V138L134 139L133 138V136H134V134H135V132L136 131H134L133 132V135H132V140L134 141L135 140V142L136 143H138V141H139V143L138 144H140L141 142L143 143V145H142V147L144 146V144L146 143L145 141H144V139L145 138H151V137H154L155 135H158V137L161 139V144H160V146H159V148L161 149V151H163V152H161V154L163 153V154H167L168 155V157H167V155L165 156V157H167V159H166V161H167V165L168 166H166V167H169V172H167V171H161L159 174L158 173H156L158 176V178H160L159 180H163V182H162V184H163V186L166 188V187H169V189L170 188H173L172 189V191H174L175 193H177L178 195H179V197H178V195H177V199H175L174 197H173V199H175L174 201H172V203H173V206H174V213H173V215H171L169 218H173L174 220H175V222L174 223H176V224H178L181 228H182V230H183V233L186 235V237H187V239L188 240H191V242L193 243V245L196 247V253L198 254V252H200V253H203V252H205V253H209V254H211L212 256H214L216 259H214V257L212 258L213 259V261H214V264H220V261L222 260H220L219 261V258H221L222 256V253H218L219 251H218V248H214L213 247V249H211V246H212V241H209V240H207V239H209V238H207L206 239V237H210L211 235H210V233H211V228H212V226H214V225H211V226H209L208 224H207V222H203V221H201V220H199V217L197 218L199 221H200V223H199V221H198V225H195V224H193V222H197V220H196V218H195V216H194V220L192 219L193 217L192 216H190L189 214H188V216L191 218V219H189V217L188 218H186L187 216H186V210H187V208L189 209H192L191 208V206L189 205V203L188 202H190V200H189V198H190V196H189V198H187V200L186 201H188V202H186L185 200H184V197H185V199H186V196L185 195H187V197H188V194H187V191H186V194H185V192H184V194L185 195H183V194H181L182 193V191L183 190H185L186 188H188L189 189V184H191L192 185V183L191 182H193V181H190V183L189 182H185L187 179H188V175L190 174L189 172V170H191V171H193V172H196V173H198V174H203V171H204V168L206 167L205 165H203V166H205L204 168H203V166L201 165V163H200V161L199 162H196V161H194L193 159H192V157H191V155H190V151L192 150H190L189 148V150L186 148V146H183V141L180 139H178L176 136H175V134H174V129H173V131L170 129V131H169V129L167 130V129H165L166 127H170L171 125H169V126H167V124H168V118H173V116L174 117H176L178 120V123H180V125L181 124H183V125H185V126H187V127H189L190 129H191V131H190V129L188 128L187 129V127L185 128V129H187V131L189 132H187L188 134H189V136L191 137L192 135L194 136V139H193V143L195 144V141H196V146L197 147H195V148H197L198 149V151H199V157H200V155H201V157L202 158H205V159H209L210 160V162H211V160H212V163H211V168L214 170H212L213 171V173H214V180H216V183L214 184V182H213V184L210 182H208L207 180H208V178L207 177H209L208 175L206 176V178H204V179H207V180H205L206 182H208V183H205V181H204V183H201V179L200 178H203V177H200L199 176V178L198 179H200V184H202L200 187H201V189L198 187V189H200L201 191H203V193H205L207 196H205L204 195V197L205 198H207L208 197V199H210L211 201H212V203H210V201L207 199V202L209 201V203L210 204H213L214 205V207H212L213 208V210H212V208H211V205H210V208H211V211L213 212V214L215 215V216H218V217H221V216H223V215H226V214H229L228 212H230L231 214H232V216H233V218L232 219H230L231 220V225L233 224H235V226H236V224L237 225H239L240 226V228H241V226H242V220L240 219V213L238 212V210H240V209H236V205L238 204L239 205V203H249V202H254L255 201V199L260 195V196H264V149L263 150H261L260 149V151H259V149L258 150H256L255 148L252 150V148L254 147H250V144L249 143H243L241 140H244V139H242V138H245L246 139V136H247V140H248V137L251 139V141L253 142V138L255 139V138H257L258 136L259 137H261L262 138V135L260 136V134H259V132H260V130H261V132H262V129H260V128H258L256 125V121L260 118L259 116L257 117L256 116V114H255V117H250V116H252V115H254L253 113H251L250 115H249V113H250V111L252 110V109H250V111L245 107L244 109L245 110H243V113L246 111V109L249 111V113H248V111H247V114H246V116L247 115H249V116H245V113L242 115V113H240L242 116H245L244 118H245V120L246 121H244V122H246L248 125H246L247 127V131H245V129H244V131H245V133H244V131H243V133L244 134H241L240 132H241V130H240V127H239V130L238 131H240L239 133L236 131V129L234 128V127H237V126H234V127H232V129H235V131L234 130H231V131H234L235 132V134H234V132H232L233 133V135H231V134H229L228 133V124H224V121H226V120H224L223 121V124L222 125H220V124H217L216 123V121L214 122V120H216L215 118H213V120L212 121H209L208 120V118H206V112L208 111V109L210 108V107H212L211 106V104H213V102H212V100H211V104L209 103L210 102V100H209V102H208V100H207V102L210 104L209 106L210 107H207V108H202V111H201V107L199 106L200 105V101H202V100H200ZM207 99V98H206ZM156 100V99H155ZM174 100V99H173ZM226 100V99H225ZM248 100V101H249ZM158 101V100H157ZM206 101V100H205ZM58 102V101H57ZM166 102V101H165ZM221 102V101H220ZM223 102V101H222ZM240 102H238V103H240ZM247 102V100L245 101V103ZM251 102H252V99H251ZM173 103H175L174 101H173ZM204 103V102H203ZM240 103V105H242ZM245 103L243 102V104L245 105ZM248 103V102H247ZM247 103H246V105H247ZM113 104V105H112ZM133 104H135L134 102H133ZM152 104V103H151ZM202 104V103H201ZM223 104H224V102H223ZM252 104V103H251ZM66 105V104H65ZM68 105V104H67ZM82 105V104H81ZM88 105V104H87ZM172 104H170L169 105V107L171 106ZM207 105V104H206ZM257 105H258V103L256 104V106L255 107H257ZM260 106H261V103L259 104ZM262 105H264L263 103H262ZM70 106V105H69ZM145 106V105H144ZM166 106H168V105H166ZM173 106V105H172ZM60 107V106H59ZM160 107V106H159ZM180 107V106H179ZM242 107H243V105H242ZM249 107H250V105H249ZM264 107V106H263ZM109 108H111L112 110H110ZM147 108V107H146ZM149 108H150V106H149ZM155 108V107H154ZM181 108V107H180ZM251 108H253V107H251ZM260 108V107H259ZM262 108V107H261ZM41 109V110H40ZM136 110H137V107L135 108ZM134 109V110H135ZM110 110V111H109ZM135 110V111H136ZM149 110V109H148ZM151 110H152V108H151ZM216 110V109H215ZM256 111H259V110H257V109H255ZM254 110V111H255ZM261 110V112L262 111H264V110H262V109H260ZM216 111H218V110H216ZM215 111V112H216ZM220 111V110H219ZM225 111V110H224ZM228 111V110H227ZM254 111H251V112H254ZM154 112H155V114H154ZM213 112V111H212ZM232 112V111H231ZM241 112V111H240ZM134 113V112H133ZM172 113H174V114H172ZM220 113V112H219ZM226 113V112H225ZM234 113V115H235V117H236V114H235V112H232L231 114H233ZM237 113V112H236ZM257 113V112H256ZM263 114V117H264V112H262ZM15 114H18V118L20 119V120H18L17 121V119H16V117H17V115H15ZM129 114V115H128ZM162 114V115H161ZM238 114V113H237ZM15 115V119L14 118H12L11 116H14ZM133 115L134 114H132V116H131V118H129L130 120L133 118ZM216 115V114H215ZM222 115V114H221ZM240 115V116H241ZM258 115H259V113H258ZM127 116L126 117H123L124 119L125 118H127ZM214 116V115H213ZM217 116V115H216ZM215 116V117H216ZM219 116V115H218ZM239 115H237V117H238ZM260 116H261V114H260ZM11 117V118H10ZM50 117V116H49ZM223 117H224V115H223ZM222 117V118H223ZM228 117H229V114H228ZM232 117H233V115H232ZM203 118H206V119H203ZM211 118V117H210ZM218 118V117H217ZM226 119H227V114H226V117H225ZM261 118H262V116H261ZM261 118L258 120V121H260L261 120ZM4 119H6V121H4ZM139 119V118H138ZM190 119H194V120H198L197 122L196 121H194V120H190ZM233 120H234V118H232ZM231 119V120H232ZM104 120V119H103ZM104 120V121H105ZM134 120V119H133ZM211 120V119H210ZM221 120V119H220ZM238 120V119H237ZM236 120V121H237ZM239 120H242L243 121V119H241V117H240V119ZM104 121H103V123H104ZM126 121V120H125ZM129 120L127 119V121H126V124H127V122H128ZM209 121V122H208ZM218 121V120H217ZM229 121V120H228ZM228 121H227V123H228ZM236 121H234V122H236ZM108 122H110V124L108 125ZM120 122H121V120H120ZM135 122V121H134ZM146 122V121H145ZM176 122V121H175ZM243 122V123H244ZM264 121H261L260 123H263ZM122 123H124L123 121H122ZM122 123H120V124H122ZM136 123V122H135ZM229 123H233V122H229ZM245 123V124H246ZM258 123V122H257ZM125 124V123H124ZM131 124V123H130ZM141 124V123H140ZM139 124V125H140ZM142 124H144V123H142ZM174 124V123H173ZM237 124H240V126H242V122L241 123H239V121H238V123L236 122V124L235 125H237ZM147 125V124H146ZM163 125H165V128L163 127ZM183 125H181V128H182V130H184V126ZM233 125H234V123H233ZM232 124L230 125V127L231 126H233ZM244 125V124H243ZM262 125V124H261ZM112 126H110L111 128H112V130H114V127H112ZM116 126H119V125H116ZM121 126H123V125H121ZM142 126V125H141ZM144 126H145V124H144ZM109 127V128H110ZM147 127V126H146ZM229 127V131H230V128ZM243 127V126H242ZM117 128V127H116ZM134 128H135V130H136V127L134 126ZM138 128V127H137ZM141 128V127H140ZM148 128V127H147ZM177 128H178V126H177ZM244 128H245V126H244ZM62 129V128H61ZM120 128L118 127V130H119ZM125 129V128H124ZM149 129V130H150ZM138 130H139V128H138ZM137 130V131H138ZM153 130V129H152ZM52 131V132H51ZM120 131H122V130H120ZM120 131H118V132H120ZM127 132V131H126ZM192 133V135H191V133ZM100 133H102V131L100 132ZM122 133V132H121ZM138 133H139V131H138ZM119 134V133H118ZM179 134V133H178ZM181 134V133H180ZM57 135V134H56ZM65 135V134H64ZM136 135V134H135ZM93 136V135H92ZM118 136V135H117ZM122 136H123V133H122ZM128 136V135H127ZM193 136H192V138H193ZM263 136H264V134H263ZM66 137V136H65ZM86 137V136H85ZM112 137H113V139H112ZM118 137H121V136H118ZM129 137V136H128ZM190 137L188 138V139H190ZM258 137V138H259ZM58 138V137H57ZM99 138V137H98ZM101 138V137H100ZM115 138H116V136H115ZM154 138H156V137H154ZM257 138V139H258ZM264 138V137H263ZM90 139V138H89ZM120 139V138H119ZM118 139V140H119ZM125 139V138H124ZM249 139V140H250ZM257 139H255V140H257ZM64 140V139H63ZM93 139H91L90 140V142L92 141ZM95 140V139H94ZM116 140V139H115ZM146 140V139H145ZM149 141L151 140L152 141V138L151 139H148ZM260 140V139H259ZM258 140V141H259ZM263 140V139H262ZM54 141H55V139H54ZM62 141V140H61ZM96 141V140H95ZM132 141V142H133ZM148 141V142H149ZM182 141V142H181ZM187 141V140H186ZM251 141H248V142H251ZM257 141V142H258ZM261 141V140H260ZM60 142V141H59ZM115 142V141H114ZM113 142V143H114ZM121 142V141H120ZM153 142V141H152ZM240 142H242V144H245L246 146H248V147H246V149L247 148H251V150H245V148L243 149V148H240L239 147V143ZM251 142V143H252ZM262 142H264V141H262ZM262 142H259L258 143V145H261L262 144ZM108 143V142H107ZM109 143H111V142H109ZM108 143V144H109ZM112 143V144H113ZM182 143V144H181ZM53 144V143H52ZM51 144V145H52ZM84 144H86L85 142H84ZM149 144H150V142L148 143V145H146L147 147L149 146ZM153 144H155L154 142L151 144V145H153ZM159 144V143H158ZM189 144V143H188ZM187 144V145H188ZM254 144V142L252 143V145ZM255 144H257V143H255ZM51 145H50V147H51ZM53 145H55V143L53 144ZM53 145H52V147H53ZM82 145V144H81ZM80 145V146H81ZM87 145V144H86ZM89 145V144H88ZM95 145H96V142H95ZM94 145V146H95ZM115 146H116V143L114 144ZM120 145V144H119ZM118 145V146H119ZM132 145H133V143H132ZM135 145H137V144H135ZM150 145V146H151ZM184 145H186V144H184ZM244 145V146H245ZM264 145V144H263ZM42 146L43 147H45V148H43L44 150H43V152H42V154H41V156H42V158L44 159V160H42L41 159V161H40V159L38 160L37 159V156L35 157L37 160H38V162L40 161V164L42 165V169H43V171H41L42 173H41V176L40 177H32V179L30 178V177H27V175H24L23 173V170H24V167L26 166V164H24V163H21V156L22 155H28V157L29 156H31L30 154L33 152L32 150H39L40 149V147H41V149H42ZM47 146V147H46ZM91 146V145H90ZM100 146V145H99ZM126 146V145H125ZM134 146V145H133ZM146 146H144L145 148H146ZM157 146V145H156ZM155 146V150H156V152L158 151V149H157V147ZM82 147V146H81ZM89 147V146H88ZM111 147V146H110ZM130 147V146H129ZM128 147V148H129ZM136 147V146H135ZM141 147V148H142ZM143 147V148H144ZM152 147V146H151ZM154 147V146H153ZM239 147V148H238ZM255 147H256V145H255ZM264 147V146H263ZM262 147V148H263ZM95 148V147H94ZM112 148H113V145H112ZM145 148H144V150H145ZM256 148H258V147H256ZM259 148H261L260 146H259ZM53 149V148H52ZM90 149V148H89ZM126 149H127V147H126ZM136 149V148H135ZM138 149H140V147L138 148ZM160 149H159V152H160ZM54 150V149H53ZM196 150V149H195ZM221 150L223 151V155L225 156V158L224 159H220L219 157H218V154L221 152ZM26 151H27V153H26ZM32 151V152H31ZM84 151V150H83ZM88 151V150H87ZM135 151V150H134ZM147 151V150H146ZM51 152H53L52 150H51ZM81 152V151H80ZM89 152V151H88ZM98 152V151H97ZM113 152V151H112ZM131 156L133 155V150L131 149ZM155 151H154V149H153V152L151 151V153L153 154ZM155 152V153H156ZM159 152H157V155H158V153ZM39 153H41V151H39ZM77 153V152H76ZM82 153V152H81ZM109 153H111V152H109ZM114 153V152H113ZM136 153V152H135ZM134 153V154H135ZM138 153H140V152H138ZM150 153V154H151ZM154 153V154H155ZM192 153V152H191ZM52 154H55V153H52ZM84 154H85V152H84ZM123 154H125V153H123ZM128 154V153H127ZM144 154V153H143ZM147 154V153H146ZM150 154H149V156H150ZM153 154V155H154ZM160 154V155H161ZM193 154V153H192ZM35 155H36V152H35ZM38 155H40V154H38ZM96 155V154H95ZM99 155V154H98ZM152 155V156H153ZM159 155V156H160ZM40 156V157H41ZM80 156V155H79ZM86 156V155H85ZM124 156V155H123ZM127 156H130V155H127ZM145 156V155H144ZM154 156H156V155H154ZM153 156V157H154ZM197 156V157H198ZM39 157V158H40ZM78 157V156H77ZM84 157V156H83ZM95 157H97V155L95 156ZM108 157V156H107ZM162 158H163V156H161ZM164 157V158H165ZM200 157V158H201ZM82 158V157H81ZM102 158V157H101ZM125 158V157H124ZM129 158V157H128ZM133 158H134V155H133ZM136 158H137V156H136ZM136 158H134V159H136ZM147 158H149V157H147ZM162 158H160L159 157V159H162ZM31 159H32V157H31ZM86 159V160H85ZM84 160L85 161H82L83 162V164L82 165H79L80 167L78 168V166H77V169L79 170V171H82V174L83 173H85L86 175L90 172V169L94 166V167H98L101 163H103L101 160H99V161H101V163H99L98 162V158L97 159H95L94 158V154L92 155V154H88L87 155V157L85 158ZM121 159H123V158H121ZM131 159V158H130ZM129 159V160H130ZM138 159H139V157H138ZM159 159H158V157L156 156V157H154V158H152L151 157V159H150V163L152 164L153 163V161H154V166L153 167H155V165H157L158 167H160L161 169H162V166L160 165L159 166V163H161V162H164L165 163V161H161V162H159ZM194 159H196V156H195V158ZM197 159H199V158H197ZM34 160V159H33ZM59 160V159H58ZM112 160V159H111ZM119 160H120V157H119ZM118 160V161H119ZM128 160V161H129ZM151 160H153L152 162H151ZM25 161V160H24ZM23 161V162H24ZM121 161V160H120ZM123 161V160H122ZM125 162H126V160H124ZM124 161H123V163H124ZM135 161V160H134ZM198 161V160H197ZM30 162V161H29ZM32 162V161H31ZM34 162V161H33ZM59 162V161H58ZM111 162V161H110ZM131 162V161H130ZM149 162V161H148ZM207 163L209 162V161H206ZM209 162V163H210ZM26 163H28V161L26 162ZM112 163H114V162H112ZM122 163V164H123ZM164 163H163V165H164ZM208 163V164H209ZM37 164V163H36ZM36 164H34L35 166H36ZM79 164V163H78ZM110 164V163H109ZM116 166H117V160H116ZM119 165H121L120 163H118ZM151 164H150V166H151ZM166 164V163H165ZM204 164V163H203ZM9 165H12V167H16V168H18V172L16 171L15 172V170L13 171V170H11L12 168L9 166ZM25 165V166H24ZM32 165V164H31ZM53 165V164H52ZM55 165V164H54ZM102 165V164H101ZM131 165H132V163H131ZM141 165V164H140ZM153 165V164H152ZM7 166V167H6ZM28 166H29V164H28ZM65 166V165H64ZM114 166V168H115V171H116V166L115 165H111L110 167H113ZM149 166V167H150ZM156 166V167H157ZM209 166H210V164H209ZM34 167V166H33ZM41 167V166H40ZM56 167V166H55ZM131 166H129V168H130ZM136 167V166H135ZM134 167V169H136ZM139 167V166H138ZM9 168V169H8ZM11 168V169H10ZM26 168V167H25ZM101 168V167H100ZM113 168V169H114ZM122 168V167H121ZM131 168H133V165H132V167ZM151 168V167H150ZM259 168H263V169H261V172L259 173V172H257L256 171V169H259ZM14 169V168H13ZM123 169V168H122ZM122 169H120V166H119V170L117 169V171H120V170H122ZM154 169V168H153ZM206 169V168H205ZM25 170H27V169H25ZM31 170V169H30ZM78 170L76 171V169H75V171H76V173H78ZM110 170H111V168H110ZM137 170L139 171V169L137 168ZM143 170H145L144 168H143ZM124 171V170H123ZM206 171V170H205ZM204 171V172H205ZM207 171L210 173V171L207 169ZM258 171H260V169L258 170ZM23 172V173H22ZM31 172H32V170H31ZM94 172L95 173H97L98 171H95L94 170ZM147 172V171H146ZM151 172V171H150ZM231 172V173H230ZM34 173V172H33ZM91 173H92V171H91ZM103 173V172H102ZM121 173V172H120ZM196 173H194V174H196ZM212 173V172H211ZM80 174V173H79ZM94 174V173H93ZM104 174V173H103ZM140 174V173H139ZM146 174V173H145ZM205 174H207L206 172H205ZM253 174H255L256 176L258 175V177H253ZM30 175V174H29ZM73 175V174H72ZM74 175H75V172H74ZM84 175V174H83ZM101 175V174H100ZM120 175V174H119ZM118 175V176H119ZM122 175V174H121ZM129 175V174H128ZM131 175V174H130ZM129 175V176H130ZM146 175H148V174H146ZM145 175V176H146ZM155 175V174H154ZM79 177L81 176V175H78ZM95 176V175H94ZM113 176V175H112ZM117 176V175H116ZM156 176V175H155ZM192 176V175H191ZM190 176V177H191ZM84 177V176H83ZM136 177V176H135ZM205 177V176H204ZM253 177V178H252ZM34 178V179H33ZM82 178V177H81ZM116 178V177H115ZM123 178V177H122ZM128 178V177H127ZM130 178V177H129ZM197 178V177H196ZM210 178V177H209ZM247 179V178H249V180L251 179V181H252V183H253V185H255V186H253V188H255V189H251V187L249 186V187H247L246 188V190H248V189H251V190H249V191H242V190H233L232 191V189H229V187L230 188H235L236 187V185L238 184V183H240V182H242L243 180L245 181V179ZM256 178V179H255ZM78 179V178H77ZM83 179V178H82ZM144 179V178H143ZM154 179H155V177H154ZM195 179V178H194ZM198 179H195V181L194 182H197L198 181ZM203 179V180H204ZM5 180H9L8 182L10 183V185L13 187L12 189H14V191H11L10 190V186H8L7 184H8V182L6 181V185L8 186V188H7V186L5 185ZM79 180V179H78ZM78 180L77 181H75V182H78ZM123 180V179H122ZM190 180H192L191 178H190ZM197 180V181H196ZM210 180V179H209ZM212 180V179H211ZM248 180V179H247ZM240 181V182H239ZM243 181V182H244ZM251 181H250V183H251ZM94 182V181H93ZM135 182V181H134ZM193 182V183H194ZM203 182V181H202ZM95 183V182H94ZM132 183H133V181H132ZM188 185H187V184ZM198 183V182H197ZM197 183H195L196 185H197ZM249 183V182H248ZM96 184V183H95ZM130 184V183H129ZM195 184H194V186H190V188L191 187H195ZM199 184V183H198ZM243 184V183H242ZM78 185V184H77ZM80 185V184H79ZM83 185V184H82ZM135 186H136V184H134ZM84 186V185H83ZM83 186H81V187H83ZM92 186V185H91ZM95 186V185H94ZM93 186V187H94ZM96 186H97V184H96ZM95 186V187H96ZM155 186V185H154ZM199 186V185H198ZM246 186V185H245ZM244 186V187H245ZM78 187H80V186H78ZM98 187V186H97ZM243 187V186H242ZM89 188V187H88ZM87 188V189H88ZM159 188H161V187H159ZM159 188H158V192H159ZM192 188V189H193ZM16 189V190H15ZM79 189V188H78ZM81 189V188H80ZM97 189V188H96ZM167 190H169L168 188H166ZM187 189V190H188ZM106 190V189H105ZM113 190V189H112ZM155 190H156V187H155ZM161 190H162V188H161ZM160 190V191H161ZM166 190V191H167ZM171 190V189H170ZM200 190H199V192H200ZM84 191H86V190H84ZM89 191V190H88ZM114 191V190H113ZM113 191H112V193H113ZM154 191V190H153ZM198 191V190H197ZM196 191V192H197ZM232 191V192H231ZM20 192H22L21 194L23 195V194H25L24 192H26V193H28V197L26 198L25 197V199H29L28 200V202L27 203H29V205H27V204H25V203H23V200H21V199H24V198H21L20 196H21V194H19ZM80 192H81V190H80ZM90 192V191H89ZM94 192V191H93ZM104 191H102V193H103ZM107 192V191H106ZM117 192V191H116ZM173 192V194H175ZM190 192H192V191H190ZM196 192H194L193 194H195ZM82 194H83V192H81ZM133 193V192H132ZM169 193H170V191H169ZM189 193V192H188ZM81 194V195H82ZM86 194L87 193H85V196H86ZM95 194H96V196H97V200H98V197L101 199L102 198V196L100 195V194H98V193H96L95 192ZM190 194H192V193H190ZM189 194V195H190ZM30 195H32V196H30ZM119 195V194H118ZM124 195V194H123ZM176 195V194H175ZM183 195V196H182ZM95 196V195H94ZM108 196V195H107ZM171 196H173V195H171ZM31 197V198H30ZM115 197H116V195H115ZM138 197H139V195H138ZM176 197V196H175ZM194 197V196H193ZM193 197H191L190 199H192L193 200ZM204 197L202 196V200L204 201L205 199H204ZM85 198V197H84ZM95 198V197H94ZM130 198V197H129ZM144 198V197H143ZM172 197H170L169 199H171ZM201 198V197H200ZM200 198H198L199 200H200ZM259 198V197H258ZM92 199H93V197H92ZM91 199V200H92ZM109 199V198H108ZM113 199V198H112ZM168 199V200H169ZM84 200V199H83ZM146 200V199H145ZM149 200V199H148ZM197 201V202H200V204L202 205V203H201V200L200 201ZM261 199H259L258 201H260ZM4 201V202H3ZM90 201V200H89ZM100 201V200H99ZM104 201H105V199H104ZM103 201V202H104ZM124 201H126V200H124ZM163 201V200H162ZM171 201V200H170ZM26 202V201H25ZM91 202V201H90ZM196 202V200L195 201H193V203H192V206L193 205H195V209L197 210V211H200L198 214H200V216L202 217V218H204V217H206V215H207V212H204V211H206V210H201V209H203L201 206L199 207V203H197ZM205 202H206V200H205ZM263 201H261V203H262ZM108 203L110 204V202L108 201ZM169 203V202H168ZM191 203V202H190ZM204 203V202H203ZM256 203V202H255ZM259 203V202H258ZM260 203V204H261ZM264 203V202H263ZM100 204V203H99ZM105 204V203H104ZM128 204V203H127ZM199 204V205H198ZM205 204V205H204ZM203 205H204V209H205V206L208 204H206V203H204ZM97 205V204H96ZM101 205V204H100ZM107 205V204H106ZM147 205V204H146ZM241 205V204H240ZM239 205V206H240ZM248 205V204H247ZM256 205V204H255ZM93 206V207H92ZM103 206H105V205H103ZM118 206V205H117ZM125 206V205H124ZM132 206V205H131ZM207 206H209V205H207ZM207 206H206V208H207ZM242 206V205H241ZM241 206H240V208H241ZM262 206H263V204H262ZM107 207V206H106ZM168 207V206H167ZM234 207H235V209H234ZM252 207V206H251ZM255 207V206H254ZM108 208H109V206H108ZM127 208V207H126ZM134 208V207H133ZM135 208H137V207H135ZM170 208V207H169ZM169 208H167V209H169ZM173 208V207H172ZM194 208V207H193ZM243 208V207H242ZM245 208V207H244ZM258 208V207H257ZM259 208H262V207H259ZM89 209H90V211H89ZM100 209H101V207H100ZM104 209H105V207H104ZM114 209V208H113ZM130 209V208H129ZM132 209V208H131ZM130 209V210H131ZM139 209V208H138ZM152 209V208H151ZM208 209H209V207L207 208V211H208ZM116 210V209H115ZM118 210H120L119 208H118ZM128 210V209H127ZM143 210H145V209H143ZM170 210H172V209H170ZM243 210H245V209H243ZM255 210V209H254ZM97 211V210H96ZM99 211V210H98ZM147 210H145V212H146ZM169 211V210H168ZM190 211V210H189ZM210 211V210H209ZM241 211V210H240ZM107 212V211H106ZM118 212V211H117ZM123 212H125V211H123ZM212 212H210V214L212 213ZM241 212H243V211H241ZM258 212V211H257ZM90 213V214H89ZM108 213V212H107ZM133 213H134V211H133ZM191 213V212H190ZM205 213H206V215H205ZM209 213V212H208ZM245 213V212H244ZM243 213V214H244ZM246 213H247V210H246ZM259 213V212H258ZM140 214V213H139ZM193 214H194V212H193ZM249 214V213H248ZM253 214V213H252ZM60 215V217H58ZM96 215V214H95ZM98 215H99V213H98ZM102 215H104V214H102ZM126 215H128V214H126ZM195 215V214H194ZM247 215V214H246ZM94 216V215H93ZM97 216V215H96ZM130 216V215H129ZM153 216L154 215H152V219L150 218V219H148V220H150V223H156L157 222V224H158V221L160 220V216H159V213L157 214V217H155L154 216V218H153ZM159 216V217H158ZM186 216V217H185ZM210 216V215H209ZM229 216V215H228ZM95 217V216H94ZM105 217H107V215L105 216ZM124 217V216H123ZM123 217L121 218L120 217V224L118 225L119 227V232H118V235H121V236H123V238L127 241V243H129V245L131 246V245H133L132 243L133 242H135L136 243V245H135V248H133V246H131L129 249L131 250V254H130V257L126 260V261H128L129 262V264H144V262L142 261V259L141 258H143V255H148V254H150V256H151V254L153 255L154 254V256H155V253H157V251H161V250H159L160 248L159 247H161V245L163 244V243H161V245H160V243H159V240H158V238H157V241L154 243V245L151 243L150 244V242H148V243H144L142 240V242L140 241V242H137L136 241V239H135V236H134V231H132L133 230V228H130L129 227V225L125 222V219H123ZM148 217H150V216H148ZM162 217V216H161ZM164 217V216H163ZM210 217H213V218H215L213 215L212 216H210ZM226 217V216H225ZM225 217H223V218H225ZM239 217V218H238ZM109 218H111L110 216H109ZM108 218V219H109ZM115 218V217H114ZM119 218V217H118ZM117 218V219H118ZM126 218V217H125ZM241 218H243V217H241ZM107 219V218H106ZM142 219V218H141ZM140 219V220H141ZM147 219V218H146ZM166 219V218H165ZM226 219H227V217H226ZM250 219V218H249ZM104 220V219H103ZM112 221L114 220V219H111ZM138 220V219H137ZM207 220V219H206ZM209 220H210V218H209ZM215 220H217V218L215 219ZM214 220V221H215ZM109 221V220H108ZM107 221V222H108ZM119 221V220H118ZM162 221V220H161ZM219 222H220V226L222 225V227L224 226L222 223H221V221H220V218H219V220H218ZM217 221V223H219ZM227 221V220H226ZM61 222L63 223V222H65L64 223V225H62L61 224ZM103 222V221H102ZM106 222V221H105ZM106 222V223H107ZM144 222H145V220H144ZM229 222V221H228ZM95 223V222H94ZM97 223V222H96ZM113 223H114V221H113ZM116 223V222H115ZM137 224H138V222H136ZM171 223V222H170ZM170 223H168L169 224V226H170ZM210 223V222H209ZM216 223V222H215ZM216 223V224H217ZM225 223V222H224ZM243 223H245V222H243ZM147 224V223H146ZM212 224H213V222H212ZM109 225H110V228L108 227L107 229H106V232H105V235L106 236H109L110 234H108V231H110V230H114V229H116V231H118L117 229L118 228H114L113 226H111V224H110V222H109ZM228 225V224H227ZM244 225V224H243ZM98 226V225H97ZM138 226V225H137ZM151 226V225H150ZM160 226V225H159ZM168 226V225H167ZM219 226V225H218ZM49 227H51V230L53 229V230H55L56 231V233L58 234V236H56V234H55V231L53 232V230H52V232L50 233L51 234V238H48L50 235H48V239H49V241H50V239H51V242L48 244V245H46V247H45V251L41 248V247H43V244H41V246H40V250H38L37 251V249H36V247H35V250H36V252H34V253H29V254H31V259H27L28 258V256H29V258H30V255H26L27 253H28V251H27V253H24V250H26V247L27 248H29L31 245V242H33V241H36V240H34V239H36L38 236H40V235H43L45 232H47V231H49L48 230V228ZM116 227V226H115ZM141 227V226H140ZM145 227H146V225H145ZM175 227H176V225H175ZM237 227V226H236ZM144 228V227H143ZM216 228V227H215ZM229 228V227H228ZM239 228V229H240ZM132 229V230H131ZM135 229V228H134ZM142 229V228H141ZM214 229V228H213ZM246 229V230H245ZM245 229H242L241 228V230H243L244 232L246 231V232H249V233H244V232H242L241 234H244V236L246 237V234H247V236L250 238V235L253 233V232H251V234H250V231L248 230V228L247 227H245ZM258 229V228H257ZM263 229H264V227H263ZM47 230V231H46ZM68 230H70V231H74V230H76L77 231V233H76V236H74L75 234H71L70 235V233L68 232ZM159 230V229H158ZM165 230V229H164ZM219 230V229H218ZM232 230H236L235 228L234 229H232ZM238 230V229H237ZM262 230V229H261ZM152 231V230H151ZM223 231V230H222ZM227 231V230H226ZM252 231V230H251ZM256 231V230H255ZM111 232V231H110ZM139 232H140V230H139ZM143 232V231H142ZM213 232H214V230H213ZM241 232V231H240ZM71 233H73V232H71ZM112 233H114V232H112ZM117 233V232H116ZM116 233L115 234H113L112 236H114V235H116ZM119 233H121V234H119ZM154 233V232H153ZM178 233H179V231H178ZM230 233V232H229ZM258 233V232H257ZM55 234V235H54ZM151 234V233H150ZM160 234H161V232H160ZM169 234V233H168ZM172 234V233H171ZM182 234V233H181ZM180 234V235H181ZM208 234H209V236H208ZM217 234V233H216ZM222 234V233H221ZM238 234H240L239 233V231H238ZM238 234H237V238H238ZM240 234V235H241ZM72 235L74 236V237H76V238H74V237H72ZM159 235V234H158ZM157 235V236H158ZM178 235V234H177ZM224 235V234H223ZM229 235V234H228ZM257 235V234H256ZM261 235V234H260ZM33 236V238H30V237H32ZM46 236V235H45ZM145 236H147V235H145ZM167 236V235H166ZM173 236V235H172ZM217 236V235H216ZM255 236V235H254ZM254 236H251V237H254ZM258 236V235H257ZM118 238H120V236H117ZM116 237V238H117ZM149 237V236H148ZM159 237V236H158ZM171 238V235H168V237H166L165 239H167V238ZM230 237H232L231 235H230ZM236 237H234L233 236V238H234V240H235V238ZM239 237H241V236H239ZM248 237H246L247 238V240L249 239ZM40 238V237H39ZM42 238V237H41ZM43 238H46V237H43ZM74 238V239H73ZM86 238H85V240H86ZM115 238V239H116ZM122 238V237H121ZM145 238V237H144ZM151 238V237H150ZM155 238V237H154ZM160 238V237H159ZM185 238V237H184ZM215 238V237H214ZM221 238V237H220ZM223 238V237H222ZM229 238V237H228ZM232 238V239H233ZM260 238H262V237H260ZM260 238H259V240L258 241H261L260 240ZM79 239H81V238H79ZM147 239V238H146ZM149 239V238H148ZM153 239V238H152ZM162 239V238H161ZM163 239H164V237H163ZM173 239H174V236H173ZM177 239V238H176ZM258 239V238H257ZM256 239V240H257ZM263 239V238H262ZM37 240H38V238H37ZM169 240V239H168ZM168 240H166V241H168ZM175 240V239H174ZM174 240H172L173 242V246H175V244H174ZM178 240V239H177ZM211 240V239H210ZM213 240V239H212ZM225 240H227L226 238H225ZM225 240H223V241H225ZM228 240H230V239H228ZM227 240V241H228ZM242 240H243V238H242ZM44 242L45 241V239L43 240V239H41L40 240V242ZM47 241V240H46ZM45 241V242H46ZM83 241H84V239H83ZM116 241H117V239H116ZM150 241V240H149ZM160 241H162V240H160ZM215 240H213V242H214ZM255 240L253 239V242H254ZM132 242V243H131ZM152 242H154V241H152ZM170 242H171V240H170ZM169 242V243H170ZM222 242V241H221ZM226 242V241H225ZM234 242V241H233ZM249 242V241H248ZM252 242V243H253ZM256 242V241H255ZM34 243V242H33ZM37 243H39V242H37ZM36 243V244H37ZM228 243V242H227ZM251 243V242H250ZM251 243V244H252ZM260 243V242H259ZM63 244H65V245H63ZM105 244V243H104ZM107 244V243H106ZM109 244V243H108ZM107 244V245H108ZM220 244V243H219ZM231 244V243H230ZM230 244H228V245H230ZM258 244V243H257ZM34 245V244H33ZM67 245V247L69 248V249H67L66 247L64 248V246H66ZM106 245V246H107ZM166 245V244H165ZM179 245V244H178ZM182 245V244H181ZM240 245V244H239ZM253 245L254 246H256L254 243H253ZM259 245V244H258ZM109 246V245H108ZM164 246V245H163ZM167 246V245H166ZM168 246H172V244H170V245H168ZM167 246V247H168ZM172 246V247H173ZM237 246V245H236ZM235 246V247H236ZM158 247V248H157ZM184 247V246H183ZM194 247V248H195ZM230 247V246H229ZM252 247V246H251ZM264 247V246H263ZM32 248V247H31ZM33 248H34V246H33ZM32 248V250H34ZM102 247H100L99 246V250L98 249H94L95 250V252H96V250L101 254V256H102V253L100 252L102 249H101ZM162 248V247H161ZM181 248V247H180ZM239 248V247H238ZM250 248V247H249ZM254 248V247H253ZM262 248V247H261ZM38 249H39V246H38ZM103 249H105L104 247H103ZM235 249V248H234ZM28 250V249H27ZM34 250V251H35ZM91 250V251H90ZM94 250H93V252H94ZM163 250H164V248H163ZM162 250V251H163ZM169 250V249H168ZM173 250V249H172ZM240 250V249H239ZM104 251V250H103ZM106 251H109V250H106ZM161 251V252H162ZM235 251H237V250H235ZM250 251V250H249ZM32 252V251H31ZM92 252V253H93ZM105 252V251H104ZM164 252V251H163ZM171 252V251H170ZM181 252V251H180ZM184 252V251H183ZM188 252H189V250H188ZM188 252H186L187 254H188ZM195 252H193L194 254L193 255H191V257L189 256V254H188V256H189V258H191V259H187L186 261H187V264H195L194 262H196V261H198V259H196L197 257H198V255H195ZM238 252V251H237ZM240 252V251H239ZM246 252H248V251H246ZM167 253H169V252H167ZM172 253H173V251H172ZM190 253V252H189ZM1 254V253H0ZM100 254H99V256H100ZM161 254V253H160ZM185 254V253H184ZM183 254V255H184ZM187 254H186V256H187ZM238 254V253H237ZM247 254V253H246ZM97 255V254H96ZM218 255H220L219 257H217ZM33 256H35V257H33ZM89 256H91V255H89ZM93 256H95V254L93 255ZM149 256V258H154V256H151L150 257ZM167 256V255H166ZM185 256V257H186ZM211 256V257H212ZM239 256V255H238ZM237 256V257H238ZM248 256V259H246V258H244L246 261V264H264V254L262 255V258H261V260H257L254 256V258L255 259H252V261L249 259V255H247ZM2 257V256H1ZM0 257V258H1ZM4 257V256H3ZM158 257V255L156 256V258ZM163 257V256H162ZM161 257V258H162ZM170 257V256H169ZM180 257H181V255H180ZM185 257H183V259L185 258ZM225 257V256H224ZM241 257L242 256H240V259H241ZM252 257V256H251ZM252 257V258H253ZM11 259V258H13V257H7V258H5V260L6 259ZM17 258H20V257H17ZM98 258V259H97ZM151 258V259H152ZM173 258V257H172ZM204 258V260H206L205 259V257H203ZM202 258V259H203ZM239 258V257H238ZM237 258V259H238ZM165 259H167V258H165ZM186 259V258H185ZM210 259V258H209ZM232 259V258H231ZM147 260V259H146ZM149 260V261H148ZM147 261L150 263V259H148ZM160 260V259H159ZM163 260H164V258H163ZM208 260V259H207ZM242 260H243V258H242ZM154 260H152V262H153ZM168 260H166V262H167ZM175 261V260H174ZM200 261V260H199ZM209 261H211V264H212V260L210 259ZM9 262V261H8ZM96 262V263H95ZM128 262L126 263V264H128ZM146 262V261H145ZM155 262H156V260H155ZM171 262V261H170ZM173 262V261H172ZM171 262V263H172ZM181 262V261H180ZM206 263H204V264H207L208 263V261H205ZM229 262V261H228ZM228 262H226L227 264H228ZM244 262V263H245ZM11 263H12V261H11ZM17 263V262H16ZM148 263V264H149ZM196 263H198L199 264V262H196ZM202 263V262H201ZM200 263V264H201ZM210 263V262H209ZM225 263V262H224ZM225 263V264H226ZM9 264V263H8ZM13 264H14V262H13ZM145 264H147V263H145ZM157 264V263H156ZM169 264V263H168ZM203 264V263H202ZM230 264V263H229Z\"/></svg>",
    "mask_w": 264,
    "mask_h": 264
}]
</instances>
